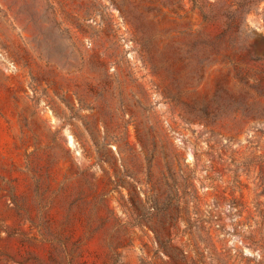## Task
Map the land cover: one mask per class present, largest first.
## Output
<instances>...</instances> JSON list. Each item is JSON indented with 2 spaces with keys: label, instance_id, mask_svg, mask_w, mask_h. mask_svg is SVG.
<instances>
[{
  "label": "rangeland",
  "instance_id": "rangeland-1",
  "mask_svg": "<svg viewBox=\"0 0 264 264\" xmlns=\"http://www.w3.org/2000/svg\"><path fill=\"white\" fill-rule=\"evenodd\" d=\"M0 264H264V0H0Z\"/></svg>",
  "mask_w": 264,
  "mask_h": 264
},
{
  "label": "bare ground",
  "instance_id": "bare-ground-1",
  "mask_svg": "<svg viewBox=\"0 0 264 264\" xmlns=\"http://www.w3.org/2000/svg\"><path fill=\"white\" fill-rule=\"evenodd\" d=\"M68 143H69V145H70L71 147H73V148L76 149V145H75V143L72 141V138H71V137L68 138Z\"/></svg>",
  "mask_w": 264,
  "mask_h": 264
}]
</instances>
